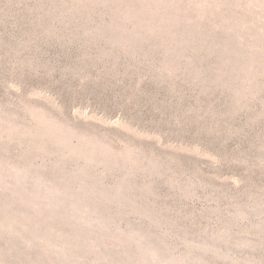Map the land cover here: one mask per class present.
<instances>
[{"label": "rangeland", "instance_id": "rangeland-1", "mask_svg": "<svg viewBox=\"0 0 264 264\" xmlns=\"http://www.w3.org/2000/svg\"><path fill=\"white\" fill-rule=\"evenodd\" d=\"M0 264H264V0H0Z\"/></svg>", "mask_w": 264, "mask_h": 264}]
</instances>
